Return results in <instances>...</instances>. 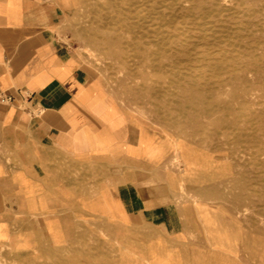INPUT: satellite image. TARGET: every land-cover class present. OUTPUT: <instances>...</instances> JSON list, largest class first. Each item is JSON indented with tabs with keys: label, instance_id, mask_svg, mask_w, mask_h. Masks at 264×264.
Instances as JSON below:
<instances>
[{
	"label": "crops",
	"instance_id": "1",
	"mask_svg": "<svg viewBox=\"0 0 264 264\" xmlns=\"http://www.w3.org/2000/svg\"><path fill=\"white\" fill-rule=\"evenodd\" d=\"M63 1L0 0L2 257L81 264L80 245L102 243L105 264H185L176 244L197 232L218 264H264L255 221L198 225L175 203L161 181L169 150L64 39Z\"/></svg>",
	"mask_w": 264,
	"mask_h": 264
},
{
	"label": "rangeland",
	"instance_id": "2",
	"mask_svg": "<svg viewBox=\"0 0 264 264\" xmlns=\"http://www.w3.org/2000/svg\"><path fill=\"white\" fill-rule=\"evenodd\" d=\"M63 5L64 39L169 150L161 181L175 203L192 209L194 224L220 213L230 225L255 221L264 238V0ZM187 237L194 242L176 244L185 264H218L216 243L202 253L197 232ZM104 245L81 244L80 263L92 254L105 264ZM0 264H9L2 254Z\"/></svg>",
	"mask_w": 264,
	"mask_h": 264
},
{
	"label": "built area",
	"instance_id": "3",
	"mask_svg": "<svg viewBox=\"0 0 264 264\" xmlns=\"http://www.w3.org/2000/svg\"><path fill=\"white\" fill-rule=\"evenodd\" d=\"M0 99L3 101H11L12 97L0 90Z\"/></svg>",
	"mask_w": 264,
	"mask_h": 264
},
{
	"label": "bare ground",
	"instance_id": "4",
	"mask_svg": "<svg viewBox=\"0 0 264 264\" xmlns=\"http://www.w3.org/2000/svg\"><path fill=\"white\" fill-rule=\"evenodd\" d=\"M142 6V5H141ZM157 9V8H156ZM149 16V15H148ZM230 59V58H229ZM108 118V117H107ZM218 118V117H217ZM246 125V124H245Z\"/></svg>",
	"mask_w": 264,
	"mask_h": 264
}]
</instances>
